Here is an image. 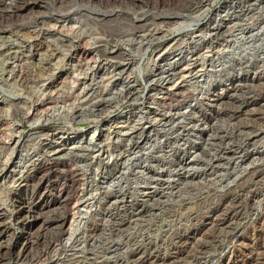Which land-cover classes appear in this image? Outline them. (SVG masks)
I'll return each instance as SVG.
<instances>
[{"label": "rangeland", "instance_id": "1", "mask_svg": "<svg viewBox=\"0 0 264 264\" xmlns=\"http://www.w3.org/2000/svg\"><path fill=\"white\" fill-rule=\"evenodd\" d=\"M4 3L0 8V37L9 38L14 45L0 38L2 54L10 45L19 51L24 49L23 42L41 39L69 55L65 33L50 28L56 23L54 20L65 24L71 20L76 30L84 34L109 28L126 31L138 28L141 35L158 27L168 28L161 37L149 40L145 51L144 42L130 35L114 43L109 39L90 47H100L98 51L109 55L120 54L122 59L117 56L120 62L137 61L143 54V66L161 54L159 65L142 78L137 67L132 72L117 68L111 75L100 70L95 81L114 76L112 82L107 88L92 86L87 91L72 84L71 72L57 70L53 75L61 80L46 91L51 81L40 69L46 62L45 56H40L44 52L41 50L36 56L34 50V55L23 61L30 76L28 88L18 87L16 75L8 77L7 72L0 80L3 163L0 224L7 223L5 215L12 211L14 216L28 215L30 201L18 199L15 204L14 196L19 194L13 187L15 180L9 178L4 183L3 179L8 174L18 177L23 170L19 163L21 146L13 158L5 150L16 124L19 127L16 132H21L19 137L27 142L32 141L33 135L42 137L52 132L59 139L70 137L88 146V150L76 156L65 155L71 162L69 172L79 175L75 184L71 186L70 177L62 180L60 168L49 167L45 182L35 180L30 184L40 190L31 205L38 207L44 201L56 199L57 193L44 190L48 183L58 181L63 183V199L67 192L74 196L78 190L79 195L83 188L90 190L91 196L97 194L95 211L83 216L82 225L71 230L72 233L71 222L80 218L72 208L73 203L66 209L60 204L40 208L35 214L37 223L26 236L36 244L24 253L28 259L23 264H55L53 261L62 253L66 257L59 264H66L69 259L74 261L70 264H132L135 248L145 256L150 254L159 259L176 249L185 253L169 264H264V251L258 250L263 243L259 232L264 231V24L258 23L264 16V0H4ZM42 17L53 21L40 22L38 19ZM187 25L194 30V37H203L211 51L219 55L213 58L211 55V66L205 76L199 77L197 83L190 82L181 90L182 94L172 97L177 68L189 57L195 59L197 52L192 56L190 50L189 55L176 56L163 52L179 41L176 29ZM41 32L38 37L36 34ZM185 35L188 40V34ZM71 63L65 60L63 70L69 69ZM83 74L76 72L74 76L80 80ZM129 79H136L138 84L121 83ZM32 103L39 104L33 113L29 109ZM39 154L47 156L46 152ZM9 158L11 161L5 166ZM84 169L94 174L98 169L101 176L95 182L88 179L85 183ZM61 215L68 216V220L58 234L50 225L43 230L38 228L43 221L60 222ZM229 215L231 222L221 230H212L210 219ZM23 223L11 226L7 235L21 237L27 233L26 222ZM194 228L197 229L189 233ZM213 236L224 239L223 248L212 251L209 248L206 256L189 253L188 249L191 251L194 246L208 245ZM51 239L56 250L45 248ZM234 245L236 252L244 251L237 254V259L228 253ZM19 251L20 247H16L11 254L18 256L22 254Z\"/></svg>", "mask_w": 264, "mask_h": 264}, {"label": "bare ground", "instance_id": "2", "mask_svg": "<svg viewBox=\"0 0 264 264\" xmlns=\"http://www.w3.org/2000/svg\"><path fill=\"white\" fill-rule=\"evenodd\" d=\"M199 3H200V1H199ZM4 4H5L4 0H0V8L3 7ZM12 8L13 7H11V9ZM38 20L40 22L53 21L52 18H46L45 19V17H42V19L40 18ZM54 21L56 23L53 26H50V28H56L57 30L65 33L66 46H68L70 48V52L71 53H69V55L61 53L55 46H53V45H51L49 43H44V42L41 41V39L40 40L32 39V41L29 40L27 42H23V44H24L23 48L24 49H21L19 51L15 50V48L10 45L9 48H6V50L4 51L3 54L1 53L2 51L0 50L1 51L0 52V56H2V58H3V60L0 61V80L2 79L4 74L7 72V75H9L8 77H11L12 75H16L15 76V83H16V85L18 87L28 88V85L30 83V79H29L30 76L28 77L29 74L26 72L27 68L23 65V61H24V59H26L27 56L34 55V52H33L34 50H36V56L38 55L37 53H39L41 50L44 52L43 53L44 55H40V56H45V61L46 62L45 63L43 62L44 65L41 68L40 67L39 68L41 69V72L46 75L48 80L50 79V81H51L49 86H47L46 91L47 90H51L50 88L52 86L58 84V82L61 80V77L57 78V76L53 75V72L57 71V70H61L60 71L61 73L64 72V73H69L70 74V72H71V74H73V78H74L72 80V84L81 85L84 90L88 91V88H92V86H100V87H103V88H107V86L112 82L114 76H112L110 78H107V79L106 78L105 79H101L99 82L95 81V75L100 70H104V71H106L107 74L111 75L112 72L115 69H117V68H118V70H121V71H130V72H132V69L137 67V69H138L137 71L139 73V76L142 78L143 74L153 72V70H155V67L159 65V62L162 59V55L161 54L158 55V56L156 55V56H154L156 58L152 57V60L149 61L148 63H146L145 66H143V63H144L143 62V60H144L143 54L138 58L137 61L135 59H132L131 61L124 60V62H120V59L119 60L117 59V56H118V58H121L120 54H117L116 56L109 55L103 50L102 51H98V49H100V47H95V48L94 47L90 48V47L92 45L95 46L96 44H99L101 42L107 43L109 41V39H110L111 43H114L115 41H117L119 39L123 40L122 38L124 36L130 35L134 39H135V37H136V39L138 37V40H139L140 43L143 44V42H144V44H145L144 51H145L149 47L147 42L149 40H152L153 38L158 37V36L161 37L163 34H165L167 32L168 28L167 29H163L161 27H158V28H155L154 30H152V31H150L148 33H142L141 35H140V32L138 31V30H141V29H138V28H131L130 30L127 29V31L126 30H122V29L121 30H116V28L114 30H111L113 28H109V30L100 29L98 31H93V32H88L87 31L88 33L84 34V33H80V31L76 30V28L74 27L73 22L71 20L67 21L66 24H65V21L62 22V23H59L58 20H54ZM258 23L264 24V16L260 19V21L258 20ZM203 27H205V26L203 25ZM188 28L189 27L187 25V27L180 28L178 30L176 29V31H177V35L176 36L180 37L179 41L177 43H175L174 45H172V46L168 47L167 49H165V51L163 52V54H173V53H175V56L180 54V53H185V54L189 55L188 54L189 50L192 52L191 56L195 55L196 52H197L196 56L194 57L195 59L189 57L188 58L189 60H187L184 65H182L179 68H177V73H176L177 77L173 81V86H172L173 87V91H171L172 93H170L171 96L175 95L177 93L178 94H182L181 90L183 91V89H185L187 87V85L190 84V82L195 81L197 83L198 78L199 77L202 78L203 75L207 72V70L211 66V55H212V58L219 55L218 53L215 54V51H211V46L209 44H206L203 41V39H204L203 37H200V38L194 37L193 36L194 35V32H193L194 30L192 28L189 30ZM22 31H23V29H22ZM42 34H43V32L38 33L36 35H39L38 37H41ZM185 34H188V40L185 39V37H186ZM1 39L4 40L5 43H9L10 42L12 45H14L13 44L14 41L10 40L9 38L8 39H6V38L3 39V37H2ZM72 40H75V43H71ZM187 41L190 42L191 44H189ZM189 45H191V47ZM222 45H220V46L223 48L224 46H222ZM202 49H203V51H200ZM116 53H119V51L116 52ZM39 54H41V53H39ZM144 54H145V56L148 55L147 52H145ZM42 58H44V57H42ZM115 58L118 61H115L114 60ZM65 60H67L69 62H73V63H71L69 69L63 70V68L65 67V65H64ZM175 64H177V66H178V62L175 63ZM76 72L84 73L83 74L84 75L83 78H81L79 80L76 76H74V74ZM130 79L127 80V81L121 80V83L122 84L127 83L126 85L138 84V81L136 79H132V80H130ZM94 83H96V84L92 85ZM145 85H146V82H145ZM194 85H196V84H194ZM179 92H181V93H179ZM38 105L39 104L32 103L29 106V109L32 110V113L37 111V108L39 107ZM17 112L20 113L19 110H17ZM163 117L166 118L167 115H164ZM34 125H37V124H34ZM18 129H19V127L16 124L13 127V130H12L14 132H12L7 138L8 143H7V146H6L5 150L8 151L10 157L13 158V155L17 152L18 147L21 146L22 150H21V152L19 151L20 152V159L19 158L18 159H19V163H20L21 167L23 168V170L21 169L19 171V174H17L18 177H14L13 174L12 175L8 174L7 176H5L3 178L5 180L4 183H6V181L9 180V178H13V180H15L14 183H13L14 184L13 187H16V189L19 192V194L14 196V203L16 204L18 199H22L24 201L27 200L28 202L29 201L31 202V200L35 196H37V194H38V192L40 190L35 188V187H33V188L30 187L31 186L30 184L35 182V180H37L39 183L45 182L46 176L49 175V174L48 175L46 174V172L48 171L47 169L49 167H52V166H56V167H58V168H60L62 170L60 176H61V178H62V180L64 182L66 181L67 177H70L71 186H73L75 184L74 183L75 182V178H77L79 175L75 176L73 171L69 172V168H70L69 165H70L71 162H69V160L65 159V155H67L68 153H73L76 156V154H78V152H81L82 150H85V151L88 150L87 143L86 142L83 143L81 140L75 141L73 138H70V137L69 138H64L62 136L59 139V138H57L56 134H54L52 132H51V134L42 135V137L33 135L32 136V141L27 142V141H24L22 138L19 137L21 132H16V131H18ZM4 132H6V131H4ZM16 135H18V136H16ZM57 141H59V142L57 143ZM40 152H46L47 156H45V158L40 156V154H39ZM68 155H70V154H68ZM116 160L117 159H115V161ZM10 161H11V159L9 158L6 161V165L5 166H7ZM2 164L3 163L1 161V156H0V167L2 166ZM85 169H84L85 172H83L84 173L83 177L85 178L84 179L85 183H88V181H87L88 179H91V182H92V180L95 182L96 178L101 176V174L99 175V173L97 172L98 169H95L96 171L94 170L96 172L95 174L93 172L91 173L89 171L86 172V170H88V169H86V170ZM87 173H89V176L87 175ZM91 175H92V177H90ZM93 175H94V178H93ZM47 179H48V177H47ZM62 184L63 183L60 184L59 181L58 182H54V183H48V186H46L44 192L47 191V193H50V191H52V192L57 193L59 197L57 196L56 199H52V200H49V201H44V203L46 204V206L47 205L49 206V205H52V204L64 205L65 209L67 207H69V204L73 203L72 208L76 209V211H77L76 214H79L80 218L78 220L74 219V221L71 222V224H70V232L72 233L71 230H74L76 227L78 228L79 225H82L80 223H81V220H82L83 216H85L87 213H93L95 211L94 202H96L97 194H95L94 196L93 195L91 196V194L89 193L90 190H86V189L83 188V190L80 189L81 191H80L79 195H78V192H79L78 190H76L73 193L74 196H69L70 193L67 192L65 198L63 199V197L61 196V194H63V191H64V188H63ZM84 185L86 186V184H84ZM88 185H87V188L89 187ZM82 187H84V186H82ZM67 189H69V188H67ZM30 202L27 204V209H26L27 214H28L27 217L26 216L20 217L18 215L14 216L13 215L14 211H12L8 215H5L7 217V219H8L7 223L0 224V227H1V229H0V264H23V263H25L28 258H27V255L24 254V253L26 252V250L32 249V247L36 244L34 240L31 241L26 236L29 234V232H30L29 230L32 227H34L35 224L37 223L38 217L35 216V214H37V212H39L42 208H44L45 204H43L42 206H40V204H39L38 207H37V205H34V204L31 205ZM91 215H93V214H91ZM28 216L31 219L30 221H28L29 220ZM230 216L231 215H229V216H227L225 218L223 217V219H221V218L220 219H215V220H213V218L210 219L211 220L210 221L211 227L213 228L212 230H214V231L221 230L220 228L224 227L231 220L232 217H230ZM61 217H62L61 221L60 222H56V223L51 221V220H49L48 222L47 221H45V222L43 221L42 223H40V227H38V228L43 230V228H45L46 226L50 225V226L53 227L52 228L53 232L57 231L55 234H58L59 231L65 226V224L67 223V220H68V216L61 215ZM189 218H191V216ZM20 221L22 223L26 222L25 226H27V229H26L27 233H25L21 237L18 236V235H16V236H8L7 235V231L11 228V226H13L14 224L19 223ZM196 229L195 228L194 229H190L189 233L191 231H193V230H196ZM53 232H51V233H53ZM222 233H223V231H222ZM259 236H262L263 243L262 244L260 243L261 245L259 246L258 250L264 251V231H260L259 232ZM218 237H214L213 236L212 239L210 240L211 242H209L208 245H204V244L200 245L199 244V246H194L191 243L194 246V248H192L193 250H191V251L188 249L189 253H192V254H195V255H199V256H203V255L206 254V252L208 250H210L209 248H211V251L215 250V249L223 248L224 244L222 243V241L224 239L223 240L222 239L219 240ZM52 239H54V237ZM52 239L48 243L45 244V248L46 249H50V248L54 249V247H56V246L53 245L54 243L52 242ZM187 240H188V238H187ZM67 243H65V245ZM227 243H229V241H227ZM43 244H44V242H43ZM205 244H206V242H205ZM65 245L63 247L67 248V246H65ZM16 247H20L21 252L20 251L19 252L22 253V254L14 257L13 256L14 254L12 255L11 253H13L12 251L15 250ZM183 248H184V246H183ZM56 249H57V247L55 248V250ZM59 249H60V247H58V250ZM225 249L227 250V249H229V247L228 248H224L221 253H225V251H224ZM236 250H237V247L235 248V245H234V246H232L229 249L228 253H230L231 256H234V258H236L237 254L240 255V254H243V252H244L243 251L242 253L241 252L239 253V252H236ZM31 252L29 253L30 255H31ZM171 252H172V250H171ZM180 252H181L180 250L177 251V249H176V252H172V253L169 252L168 255L166 256V258L163 256L162 259H161V257L159 259V258H157L155 256H154V258L152 256H149L150 254L149 255L146 254L147 256H145V253H143L140 250H138L137 248H135L134 251L132 252L133 253V255H132L133 256L132 264H148L149 262L150 263L162 262V264H164V263L169 264V263H173V260L175 258L178 259V256H180V258H181V256L182 257L185 256V253H183V252L180 253ZM221 253L219 255H221ZM192 254H189V255H192ZM60 256L57 257L53 261L55 264L56 263L59 264V262L61 263L62 258L66 257V255L64 253H62ZM186 257H184V259H186ZM190 259H193V258H190ZM195 259H196V257H195ZM179 260H177V261H179ZM33 261H35V259ZM72 261H71V259H69V261L68 260L66 261L67 262L66 264H70V262H72ZM78 264H81V263H78Z\"/></svg>", "mask_w": 264, "mask_h": 264}]
</instances>
